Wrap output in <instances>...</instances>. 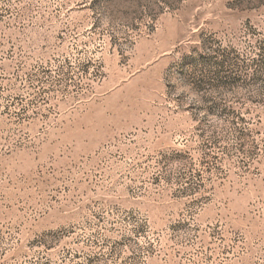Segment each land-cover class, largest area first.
Returning a JSON list of instances; mask_svg holds the SVG:
<instances>
[{"label": "rangeland", "instance_id": "374dc122", "mask_svg": "<svg viewBox=\"0 0 264 264\" xmlns=\"http://www.w3.org/2000/svg\"><path fill=\"white\" fill-rule=\"evenodd\" d=\"M0 264H264V0H0Z\"/></svg>", "mask_w": 264, "mask_h": 264}]
</instances>
